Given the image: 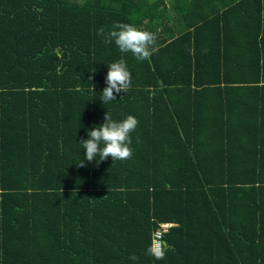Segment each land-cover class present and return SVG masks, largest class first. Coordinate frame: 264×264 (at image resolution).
Instances as JSON below:
<instances>
[{
    "label": "trees",
    "instance_id": "16d2710c",
    "mask_svg": "<svg viewBox=\"0 0 264 264\" xmlns=\"http://www.w3.org/2000/svg\"><path fill=\"white\" fill-rule=\"evenodd\" d=\"M106 111L139 121L132 158L77 167ZM0 264H264V0H0Z\"/></svg>",
    "mask_w": 264,
    "mask_h": 264
},
{
    "label": "clouds",
    "instance_id": "9594fccd",
    "mask_svg": "<svg viewBox=\"0 0 264 264\" xmlns=\"http://www.w3.org/2000/svg\"><path fill=\"white\" fill-rule=\"evenodd\" d=\"M97 35L103 37L105 44L114 43L121 53H131L138 61L149 58L157 40L156 35L150 31L120 22H114L107 31L103 27L100 28ZM107 67L106 87L100 94L102 104L114 101L116 99L114 93H126L131 87V73L125 60L120 59L108 64ZM94 87L92 85V91ZM138 123L139 121L132 115L121 121L113 120L111 114L106 111L103 124L94 125L91 131L86 132L88 138L80 143L84 149V158L76 166L85 167V162H95L98 165L109 157L113 163L117 160L131 159L133 155L131 134L136 130ZM97 156L99 159H96ZM153 254L157 259L163 258L162 250ZM130 259L135 260L136 257L132 256Z\"/></svg>",
    "mask_w": 264,
    "mask_h": 264
},
{
    "label": "built area",
    "instance_id": "2783aa9c",
    "mask_svg": "<svg viewBox=\"0 0 264 264\" xmlns=\"http://www.w3.org/2000/svg\"><path fill=\"white\" fill-rule=\"evenodd\" d=\"M172 226L169 223H162L159 225V228L153 233L152 238V252L162 250L163 241L162 236L163 234ZM155 256V255H154Z\"/></svg>",
    "mask_w": 264,
    "mask_h": 264
}]
</instances>
